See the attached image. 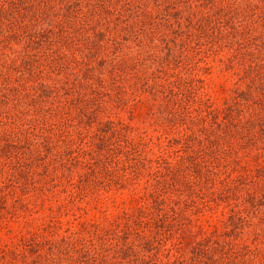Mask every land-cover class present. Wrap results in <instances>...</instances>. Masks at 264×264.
<instances>
[{
	"label": "rangeland",
	"instance_id": "rangeland-1",
	"mask_svg": "<svg viewBox=\"0 0 264 264\" xmlns=\"http://www.w3.org/2000/svg\"><path fill=\"white\" fill-rule=\"evenodd\" d=\"M230 1L200 0L195 6L201 15L191 27L195 40L188 31L181 34L184 44L176 46L174 57L167 55L168 40L160 41L170 19L154 13L151 25L137 17L126 41L120 39V49L112 48L90 63L68 54L40 67L42 71L36 69L42 76L35 80L33 96L41 93L39 101L60 99L55 103L71 106V111L65 115L69 108L53 110L54 124L40 132L34 145L23 137L17 142V134L8 140L3 129L11 124L0 125V264H75L81 244L99 237L111 239V264H153L155 258L169 264H212L205 248L221 237L232 209L231 200L221 194L231 192L227 184L235 185L234 178L255 180L264 174V155L241 150L251 134L243 135L241 128L236 132L239 126L230 127V133L242 134L240 140L230 142L212 163L191 164L189 157L199 148L196 136L205 138L215 128L213 117L225 118L217 112L247 77L241 47L236 49L228 37L215 41L221 36L216 19L202 15ZM250 16L237 19V28ZM130 30L142 38H134ZM168 78L183 94L173 109L164 107L163 93L156 94L169 88L165 103L172 97ZM261 103L256 99L250 110L241 112L262 116ZM199 105L205 106L204 119L199 118ZM106 120L119 128L117 139L101 130ZM228 127L221 125L222 133ZM131 145L136 146L133 153L125 148ZM61 158L69 170H54L51 162ZM186 181H193L191 188ZM164 196L165 209H160ZM162 213L171 221L169 235L154 237L155 218ZM128 221L124 234L126 226H120ZM250 238L244 240L264 247V231Z\"/></svg>",
	"mask_w": 264,
	"mask_h": 264
},
{
	"label": "trees",
	"instance_id": "trees-1",
	"mask_svg": "<svg viewBox=\"0 0 264 264\" xmlns=\"http://www.w3.org/2000/svg\"><path fill=\"white\" fill-rule=\"evenodd\" d=\"M195 1L0 0V125L7 124L6 122L11 124L8 126L9 130L3 129L5 134L10 135L8 140L13 138L11 134H17V142L23 137L24 140L33 141V145L37 144V140H40L38 139L40 132L45 131L47 125L54 124L52 123L53 110L60 111L65 107L69 108L68 111H64L65 115L71 111V106L55 103L60 99L42 97L39 101L41 93L33 96L34 89L37 88L35 80L42 76L36 75L37 68L55 64L58 62L56 58H66L68 54H72L73 58L77 55L88 58V63H90V59H96L112 48L120 49V39L126 41V33L136 24L137 17L140 18L141 24L145 25L147 21L151 25L155 18L154 13H158L157 17L166 15V21L170 19V23L165 22L167 25H164L163 29H166V32H161L160 41L168 40L167 55L170 58L174 57L178 51L176 46L184 42L182 35L185 32L190 33L191 41L195 40L196 34L192 33L191 27L195 24L194 17L201 15V12L197 13L199 9L195 6L200 3V0L198 3ZM105 11L108 16L104 13ZM215 11L214 13L205 11L202 15L206 18H211L210 15H212L213 19H216L217 33L221 36L215 41L228 37L229 43H233L236 49L241 47L240 50L245 55L242 57V66H244L246 71L244 74L247 77L241 88L236 87L233 91L229 103L227 102L225 107L220 109L221 113L217 112V116L224 115L225 118L213 117L215 128L210 129L205 138L201 139V136H196L199 148L189 156L193 160L191 164H198L202 161L212 163L214 158L219 156L227 145H230V142L239 141L245 133L251 135L245 136L241 150L251 154L253 151L258 152L259 157L264 155V114L252 118L248 115L250 111L246 112L247 116L245 112H241L244 111V107L250 110L256 99H261L262 103L258 110H261V113L264 112V0H231L227 5ZM245 13L251 14L250 19L243 21V24L237 28L236 20L244 17ZM157 17L156 20H158ZM228 27L233 29L230 36H226ZM121 31L124 32L120 33ZM130 31L135 32L134 38H142V33L135 30ZM167 35L168 38H166ZM150 41L152 42V37ZM26 70L28 73L25 75ZM28 76H34V79ZM167 82L173 85L171 88L175 93L172 97L169 96L165 103L169 88L165 91L164 88L156 90V94L163 93L164 107L169 106L173 109L177 100L181 102L183 94L181 95L178 91L180 90L178 85L173 84L174 81H169L168 78ZM40 86H44V83H40ZM44 87L47 89L46 86ZM52 88L53 86L49 91ZM9 91L13 93L12 98H10ZM82 100L81 97L77 98V106L80 110L83 108L80 105ZM193 100L195 102L196 99ZM253 109L256 110L254 105ZM198 111L199 118L204 119L206 117L205 106L199 105ZM221 125H229L224 133H222ZM232 126H239V128L236 127V132L241 128L243 133L238 136L231 135L230 127ZM102 127L103 133H110L116 139L120 136V130L113 122L106 120ZM125 148L132 153L134 149L136 150L135 145ZM194 155L196 157L192 159ZM130 158H127V161ZM63 159L51 162L54 170H69V165L66 164L65 159L62 162ZM133 162H136L135 158ZM129 167H132V163ZM262 175H257L255 180L251 178L253 182L244 179V176L234 178L235 185L227 184L231 192L228 194V191H224L225 194H221L231 200L232 209L228 221L225 219L226 223L223 227L225 229L221 237L215 240L211 248H205V253L212 264H264V247L244 240L251 239L250 237L255 234L258 235L259 231H264V176ZM185 183L191 188L193 181H189L190 184L187 181ZM229 195L232 197H228ZM176 203L178 204L179 200ZM165 205L164 196L159 208L165 209ZM167 218L169 219L167 213L156 216L154 237L161 234L169 235L167 233L171 221L167 222ZM172 218L170 219L174 220ZM118 225L120 226L119 223ZM124 225L126 226L124 234H128L130 222L120 227ZM245 229L247 231H244ZM237 239L243 240L236 241ZM97 240L89 238L81 244V254L76 257L75 264H111L114 253L111 254L113 251L112 245L110 246L111 242H109L111 239L99 237L100 241ZM153 260V264H169L168 261L165 262L158 258ZM70 262L71 260L66 263ZM170 264H178V262L172 261Z\"/></svg>",
	"mask_w": 264,
	"mask_h": 264
}]
</instances>
